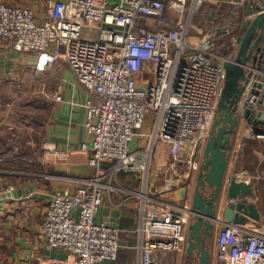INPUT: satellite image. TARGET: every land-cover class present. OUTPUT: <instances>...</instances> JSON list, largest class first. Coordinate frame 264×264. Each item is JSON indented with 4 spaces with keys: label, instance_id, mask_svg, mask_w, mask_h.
Listing matches in <instances>:
<instances>
[{
    "label": "built area",
    "instance_id": "built-area-1",
    "mask_svg": "<svg viewBox=\"0 0 264 264\" xmlns=\"http://www.w3.org/2000/svg\"><path fill=\"white\" fill-rule=\"evenodd\" d=\"M222 1L47 0L41 19L28 5L0 0V36L19 51L40 52L48 67L66 62L96 100L87 127L90 145L81 146L89 150L88 164L96 172L81 178L72 193L55 192L48 203L37 239L63 255L44 264L116 260L119 228L96 222L94 215L111 191L123 190L113 182L119 171L141 177L142 189L134 192L139 198V264H163V252L182 249L194 213L191 204L146 189L160 151L168 157L165 188L183 184L187 176L181 169L198 170L228 58L214 50L212 34L191 30L203 4ZM243 102L257 107L249 89ZM146 125L145 137L135 144ZM219 223L217 264H264V230Z\"/></svg>",
    "mask_w": 264,
    "mask_h": 264
},
{
    "label": "crops",
    "instance_id": "crops-1",
    "mask_svg": "<svg viewBox=\"0 0 264 264\" xmlns=\"http://www.w3.org/2000/svg\"><path fill=\"white\" fill-rule=\"evenodd\" d=\"M39 1L44 2V7L36 14L42 19L47 0ZM246 2L248 0H223L222 7H204L201 18L197 14L193 18L192 34H212L214 42H219L214 50L231 58L249 22ZM257 2L259 0H254L255 4ZM33 7L37 9L38 5L33 4ZM56 65L61 71L55 87L33 90L28 108L25 99H10L11 96L6 99L3 84L13 85L12 82L36 76L34 72L49 67L40 52L19 51L10 41L0 40V264H44L62 256L61 249H46L37 239L43 214L55 192L72 193L81 178L96 172V168L88 164L89 150L81 148L83 143L90 145L87 127L93 120L91 105L96 100L76 79L66 62ZM15 101H18L17 105H14ZM259 108L264 112V102ZM147 129L146 125L142 134L136 136L135 144L145 137ZM25 133L28 135H23ZM167 161L166 153H157L146 191L162 199L191 204L197 171L188 173L185 168L181 169L187 178L179 188L169 190L165 188ZM103 167L108 169L111 164L104 163ZM158 172L160 177L155 187ZM233 175L239 180H250L252 194L247 199L254 202L259 211V217L247 218L246 224L251 227L264 225V134L253 133L244 118L240 119L229 150L217 215L220 220ZM113 182L123 190L111 191L94 215L96 222H108L119 228L118 256L106 264H139L140 241L136 231L139 198L134 192L142 189L141 177L137 173L119 171ZM188 225L182 249L163 252L160 255L163 264H190L185 251ZM220 226L218 222L210 243V264L218 263L216 240Z\"/></svg>",
    "mask_w": 264,
    "mask_h": 264
},
{
    "label": "water",
    "instance_id": "water-1",
    "mask_svg": "<svg viewBox=\"0 0 264 264\" xmlns=\"http://www.w3.org/2000/svg\"><path fill=\"white\" fill-rule=\"evenodd\" d=\"M246 7V15H253L234 55L223 63L225 77L221 96L199 157L191 200L194 213L185 248L190 264H210V243L218 222L246 224L247 218L259 217L255 203L247 199L252 194L250 180H239L233 175L226 191L228 201L222 210V220L217 218L229 150L240 119H245L253 133L264 134V112L259 108L264 102V0L256 4L248 0ZM248 89L256 96V108L244 105ZM159 177L160 172L156 175L155 187Z\"/></svg>",
    "mask_w": 264,
    "mask_h": 264
},
{
    "label": "rangeland",
    "instance_id": "rangeland-1",
    "mask_svg": "<svg viewBox=\"0 0 264 264\" xmlns=\"http://www.w3.org/2000/svg\"><path fill=\"white\" fill-rule=\"evenodd\" d=\"M3 1H5V2H7L9 4H25V5H28L31 8H33L34 12L35 13L37 12V14L41 12L40 11V7H44V2L39 1V0H3ZM33 4L34 5L35 4L38 5L37 9H35L33 7ZM43 14H44V10L42 11L41 15H43ZM37 16H39V15H37ZM43 18H44V16H43ZM85 33H87V32H85ZM63 64H65V63H63ZM59 65L51 66V67H49L47 69H41V70H39L37 72H34V73H36V76L34 75L32 77V75H31V77L28 78V79L21 78L22 81L12 82L13 85H11V83L10 84L9 83L8 84H3V86L6 88L5 94L3 95L4 98L8 99L9 98L8 96H11L10 99H15V98L17 100L25 99L24 104L28 108L30 106V103L28 102V99H30V96L33 94L32 93L33 90L47 89V88L51 89V88L55 87L56 83L58 82L59 72L61 71L59 69V67H57ZM61 67H62V64H61ZM17 102L15 101L14 105H17L16 104ZM20 104H22V103H20ZM23 135H28V133H25ZM196 171L197 170H195L194 172H196ZM254 227H256V228H258L260 230H264L262 228V227H264V225L260 226V225L254 224Z\"/></svg>",
    "mask_w": 264,
    "mask_h": 264
},
{
    "label": "trees",
    "instance_id": "trees-1",
    "mask_svg": "<svg viewBox=\"0 0 264 264\" xmlns=\"http://www.w3.org/2000/svg\"><path fill=\"white\" fill-rule=\"evenodd\" d=\"M206 6H213L214 8H219V7H222L223 6V1L221 2V4L220 5H212V4H208V3H205V4H203L202 6H201V8L198 10V12L196 13L197 14V17L200 19L201 17H200V15H201V12H202V9L204 8V7H206ZM195 14V15H196ZM195 15H194V17L193 18H195ZM197 19V18H196ZM0 40H3V41H8L9 42V40L6 38V37H3V36H0ZM219 46V42L217 41H215V48L216 47H218ZM234 55V54H233Z\"/></svg>",
    "mask_w": 264,
    "mask_h": 264
}]
</instances>
